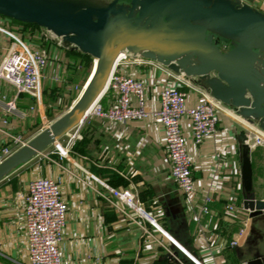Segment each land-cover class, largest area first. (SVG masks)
Returning <instances> with one entry per match:
<instances>
[{
	"label": "crops",
	"instance_id": "1",
	"mask_svg": "<svg viewBox=\"0 0 264 264\" xmlns=\"http://www.w3.org/2000/svg\"><path fill=\"white\" fill-rule=\"evenodd\" d=\"M238 1L264 13V0ZM12 36L21 37L32 48L46 50L48 62L42 71L38 100L18 95L13 87L0 81V149L10 143L11 136L30 141L59 113L68 110L83 90L93 67L78 86L74 75L87 68L74 54L82 53L46 39L41 27L2 16L0 63L12 43ZM133 59L141 63H133ZM117 70L145 84L150 109L158 108V94L168 86L177 85L186 93L187 106L209 96L197 78L173 73L140 56L128 55ZM110 102V93L99 99L104 108ZM8 103H13L15 110L3 117ZM224 106L219 107L215 135L200 145L191 140L188 120H182L195 191L197 195L209 194L213 199L209 214L197 220L198 209H188L172 180L164 128L158 120L148 117L119 124L89 115L79 125L81 138L66 158H59L52 150L44 151L0 181V262L28 264L24 197L29 181L38 177L58 180L68 205L60 245L63 264H159L161 260L168 264H241L256 258L264 260V211L250 217L243 209L247 194L241 178L239 143L241 133L264 134V131L249 125L231 107ZM3 119L7 124L2 123ZM56 146L62 147L59 142ZM250 161L251 196L264 201V147L252 151ZM109 188L131 191L145 214L178 246L148 220L131 214ZM228 204L238 210L228 213L225 210ZM242 228L244 232L239 235ZM232 240L238 242L235 247L229 246ZM159 241L166 243L179 262L168 257Z\"/></svg>",
	"mask_w": 264,
	"mask_h": 264
},
{
	"label": "water",
	"instance_id": "2",
	"mask_svg": "<svg viewBox=\"0 0 264 264\" xmlns=\"http://www.w3.org/2000/svg\"><path fill=\"white\" fill-rule=\"evenodd\" d=\"M0 16L44 28L65 48L96 59L67 112L0 163V181L82 124L104 94L121 53L197 78L213 99L264 131V13L238 0H0ZM219 39L231 42V49L221 51ZM247 140L241 133L243 207L256 217L263 213L264 201L251 196Z\"/></svg>",
	"mask_w": 264,
	"mask_h": 264
},
{
	"label": "built area",
	"instance_id": "3",
	"mask_svg": "<svg viewBox=\"0 0 264 264\" xmlns=\"http://www.w3.org/2000/svg\"><path fill=\"white\" fill-rule=\"evenodd\" d=\"M44 36L46 39L55 41L59 46H63L61 40L46 29H44ZM220 42L219 40L220 50L228 51L229 47ZM128 55L131 54L121 53L119 55L109 77L104 94H111L110 104L104 108L98 101L88 116L119 124L148 117L158 120L164 128L165 152L170 176L178 191L184 196L188 209L191 211L198 209V214H196L198 220L201 216L209 214L213 199L209 194L197 195L195 191L192 161L187 151L188 139L182 127V120H188L191 140L195 145H200L206 138L215 135L220 119L219 107L225 106L210 95L192 106H187L186 93L174 85L160 90L157 109L148 108L145 84L117 70L122 61H127ZM47 62L46 50L32 48L21 37L12 36V43L0 63V81L13 87L18 95L25 94L38 100L41 95V75ZM132 62L140 64L141 60L133 59ZM13 110H15L14 104L8 103L3 117ZM2 123L7 124L6 119H3ZM78 127L79 125L71 130H74L72 134L71 131L66 134L68 138L66 154H63L55 145L62 158L68 156L74 143L81 138ZM246 135L248 138L246 144L250 152L264 147V134L248 133ZM10 139V143L0 149V163L27 143L21 137L11 136ZM109 190L120 204L131 211V214L145 218L166 237V233L145 214L142 205L131 191H115L110 188ZM225 210L228 213H235L238 207L228 204ZM67 213L68 205L63 198L58 180L51 177H38L29 181L23 206L28 264H63L60 245L66 227ZM242 224L245 227L246 221ZM243 232L244 228L240 230L239 235ZM144 233L149 234L148 231ZM170 239L168 240L178 246ZM237 244L236 240H232L229 246L235 247ZM159 246L165 250L170 259L179 262L164 241H159ZM0 264L3 263L0 262Z\"/></svg>",
	"mask_w": 264,
	"mask_h": 264
},
{
	"label": "rangeland",
	"instance_id": "4",
	"mask_svg": "<svg viewBox=\"0 0 264 264\" xmlns=\"http://www.w3.org/2000/svg\"><path fill=\"white\" fill-rule=\"evenodd\" d=\"M94 1H96V2H98V3H104V2H107V1H109V0H94ZM219 40H220V39H219ZM220 43L225 44V45H226L227 47H229V48L232 46L231 42H229V41H227V40H224V39H222ZM92 64H93V61H92L91 65H90V67H88L86 70H83V71L81 70V71L77 72V73L74 75V78H73V79H74V82H75L78 86H81V83H82L83 80L85 79V75L87 76V74H89L90 69H91V67L93 66ZM78 92H79V91H78ZM80 92H81V91H80ZM66 112H67V109H66V111H63V112L59 113V114L57 115V117H55V118L53 119V121L56 120L57 118H59L61 115H63V114L66 113ZM73 131H74V130H73ZM73 131H71V134L73 133ZM58 142H59L60 145L65 149V148H66V145H67V142H68V138H67V136L64 135L61 139L58 140ZM50 150H52L54 153H56V155H57L59 158H62L60 152L56 149V146H55V145H51V146H49L45 151L47 152V151H50ZM42 153H44V151H43Z\"/></svg>",
	"mask_w": 264,
	"mask_h": 264
},
{
	"label": "trees",
	"instance_id": "5",
	"mask_svg": "<svg viewBox=\"0 0 264 264\" xmlns=\"http://www.w3.org/2000/svg\"><path fill=\"white\" fill-rule=\"evenodd\" d=\"M24 25L38 27L35 24H24ZM74 56L77 58V60H79V61L84 63V67L85 68L90 67V65H91V63L93 61V59L91 57H89L88 55H85V54H77V55L74 54ZM159 264H168V262L166 260H161L159 262Z\"/></svg>",
	"mask_w": 264,
	"mask_h": 264
},
{
	"label": "bare ground",
	"instance_id": "6",
	"mask_svg": "<svg viewBox=\"0 0 264 264\" xmlns=\"http://www.w3.org/2000/svg\"><path fill=\"white\" fill-rule=\"evenodd\" d=\"M95 63H96V59H94V62H93V67H92V70H91V73H90V76H91V74H92V72H93V68H94V66H95ZM90 76H89V78H90ZM89 78H88V80H89ZM87 80V81H88ZM86 85V84H85ZM84 85V86H85ZM99 99L100 98H98L95 102H94V104L91 106V108L89 109V112H88V114L92 111V109L94 108V106L97 104V102L99 101ZM75 102V101H74ZM59 149L63 152V154H66L65 153V149L63 148V147H59ZM166 238H168V239H170L169 238V236H168V234H166ZM172 239V238H171ZM170 239V240H171ZM173 240V239H172Z\"/></svg>",
	"mask_w": 264,
	"mask_h": 264
},
{
	"label": "flooded vegetation",
	"instance_id": "7",
	"mask_svg": "<svg viewBox=\"0 0 264 264\" xmlns=\"http://www.w3.org/2000/svg\"><path fill=\"white\" fill-rule=\"evenodd\" d=\"M222 39H220V41H221Z\"/></svg>",
	"mask_w": 264,
	"mask_h": 264
}]
</instances>
